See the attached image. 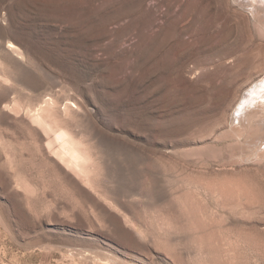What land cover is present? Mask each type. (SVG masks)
<instances>
[{"label": "rangeland", "instance_id": "rangeland-1", "mask_svg": "<svg viewBox=\"0 0 264 264\" xmlns=\"http://www.w3.org/2000/svg\"><path fill=\"white\" fill-rule=\"evenodd\" d=\"M0 46V264H264V0H0Z\"/></svg>", "mask_w": 264, "mask_h": 264}, {"label": "bare ground", "instance_id": "bare-ground-1", "mask_svg": "<svg viewBox=\"0 0 264 264\" xmlns=\"http://www.w3.org/2000/svg\"><path fill=\"white\" fill-rule=\"evenodd\" d=\"M193 9V8H192ZM196 11V10H195ZM194 12V11H193ZM197 14V13H196ZM196 14H195V16H196ZM216 15V14H215ZM200 16H201V14H200ZM217 17V16H216ZM198 18V17H197ZM197 20V19H196ZM199 20V19H198ZM229 24V23H228ZM227 24V25H228ZM240 24V23H239ZM242 25H244L243 23H242ZM225 26H226V24H225ZM236 26V25H235ZM245 26V25H244ZM228 27V26H227ZM208 28V27H207ZM223 28V27H222ZM225 28V27H224ZM236 28V27H235ZM248 28V27H247ZM246 28V29H247ZM209 29V28H208ZM251 29V28H250ZM250 29H249V31H250ZM234 30V29H233ZM241 30V29H240ZM240 30H238V32H237V34L235 35V37H234V39H232L231 40V42L229 43V41L228 40H230V38H231V32H232V29H224L223 30V32H222V35L220 36V38L218 39V50H216L215 48H217V47H214L213 48V46L211 45V38L209 37V35H208V37H205V38H203V40H202V43L204 44V45H206V46H208V51H216V53H218L220 56H226L225 58H228V56H231V55H234V53H239V56H240V54L242 55V56H244V58H241V60H240V58L237 60V61H235L236 62V64H235V70H234V72L236 73V77H238V76H242V74H241V72H242V69H241V67L243 68V67H245V66H247V63H248V61H251V57H253V59H254V57H257V55L258 56H260V54L261 53H256L257 55H254L252 52L254 51L253 49H255V48H251V45H253V44H251V41H253V40H251L252 39V37H251V35L249 36L248 34L247 35H245V32H244V34L243 33H241V32H239ZM208 31V30H207ZM210 31V30H209ZM221 31H222V29H221ZM220 31V32H221ZM211 33V32H210ZM209 33V34H210ZM242 34L245 36V37H248L249 36V41L246 43L247 44V46H245V47H243V44H242ZM201 35V34H200ZM234 36V35H233ZM251 37V38H250ZM162 39V38H161ZM246 40V39H245ZM254 42V41H253ZM160 43V42H159ZM245 44V45H246ZM250 45V46H249ZM179 46V45H178ZM177 46V47H178ZM182 46V45H181ZM12 47H14V46H12L11 44H9L7 47H3L2 46V48H1V46H0V48H1V50L2 51H4V52H9L10 50V48H12ZM181 48V47H180ZM163 49V48H162ZM200 49V48H199ZM179 50H181V49H179ZM202 50V49H201ZM204 50V49H203ZM253 50V51H252ZM164 51V50H163ZM191 51V50H190ZM189 51V52H190ZM161 52V51H160ZM167 52V51H166ZM199 52L201 53V51L199 50ZM203 52V51H202ZM241 52V53H240ZM261 52V51H260ZM174 53V52H173ZM188 53V52H187ZM187 53H185V51H184V54H187ZM196 53L197 54H200V53H198L197 51H196ZM167 54V53H166ZM166 54H164V55H166ZM253 54V55H252ZM169 56V55H168ZM219 56V57H220ZM235 56V55H234ZM242 56H240V57H242ZM223 58V57H222ZM235 58V57H234ZM238 58V57H237ZM236 58V59H237ZM234 60V59H233ZM250 65V64H249ZM233 66H234V64H233ZM232 66V67H233ZM219 67V66H218ZM233 69V68H232ZM231 69V70H232ZM233 71V70H232ZM234 75V74H233ZM239 80V79H238ZM234 81V80H233ZM259 84H261V85H259V86H262V87H264V81H262L261 83H259ZM255 87H257V86H255ZM253 88V87H252ZM257 88H260V87H257ZM261 89H263V88H261ZM261 89L259 90V92L261 91ZM254 90V89H253ZM253 90H252V92H251V89L249 90L250 92H249V100H251V97H253V96H251L252 95V93H253V95H255L256 94V92L254 91L253 92ZM264 90V89H263ZM258 91V90H257ZM258 92V93H259ZM263 92V91H262ZM262 92H261V94L260 95H262ZM257 95V94H256ZM256 95L254 96L255 98H256ZM259 95V94H258ZM259 95V96H260ZM258 96V97H259ZM263 96H264V94H263ZM260 97H262V96H260ZM259 97V98H260ZM253 99V98H252ZM264 99V98H263ZM245 100V99H244ZM242 101L241 103H242V105H245V103H247V100H245V101ZM255 100V99H254ZM253 100V101H254ZM259 100H261V98L259 99ZM239 106H241V104L239 105ZM246 106V105H245ZM45 107H46V105L45 106H43V105H38L36 108H35V110H33L34 111V113H32L33 114V116L35 117V118H37V119H39V120H41L42 119V117H43V114H44V111H45ZM239 108H241V109H238V111L237 112H240V111H243L242 110V106L241 107H239ZM237 110V109H236ZM54 112V111H53ZM36 119V120H37ZM42 121H43V119H42ZM63 144V145H62ZM62 146H63V148L64 149H69V148H72L73 147V145L71 144V142H70V139L67 137V136H65L64 138H63V140H62Z\"/></svg>", "mask_w": 264, "mask_h": 264}]
</instances>
